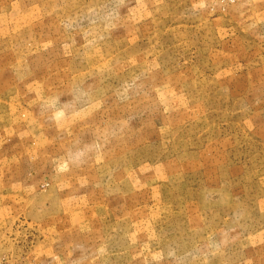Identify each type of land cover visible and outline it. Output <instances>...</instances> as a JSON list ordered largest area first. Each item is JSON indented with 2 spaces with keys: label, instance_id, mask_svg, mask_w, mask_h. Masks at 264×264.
<instances>
[{
  "label": "rangeland",
  "instance_id": "1",
  "mask_svg": "<svg viewBox=\"0 0 264 264\" xmlns=\"http://www.w3.org/2000/svg\"><path fill=\"white\" fill-rule=\"evenodd\" d=\"M0 257L264 264V0H0Z\"/></svg>",
  "mask_w": 264,
  "mask_h": 264
},
{
  "label": "built area",
  "instance_id": "2",
  "mask_svg": "<svg viewBox=\"0 0 264 264\" xmlns=\"http://www.w3.org/2000/svg\"><path fill=\"white\" fill-rule=\"evenodd\" d=\"M0 264H13L11 259H9L8 257H0Z\"/></svg>",
  "mask_w": 264,
  "mask_h": 264
}]
</instances>
